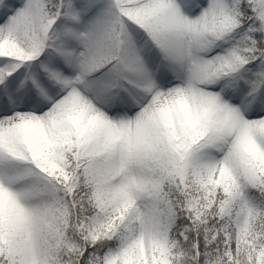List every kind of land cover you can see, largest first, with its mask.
Instances as JSON below:
<instances>
[{
    "label": "snow or ice",
    "instance_id": "snow-or-ice-1",
    "mask_svg": "<svg viewBox=\"0 0 264 264\" xmlns=\"http://www.w3.org/2000/svg\"><path fill=\"white\" fill-rule=\"evenodd\" d=\"M0 264H264V0H0Z\"/></svg>",
    "mask_w": 264,
    "mask_h": 264
}]
</instances>
